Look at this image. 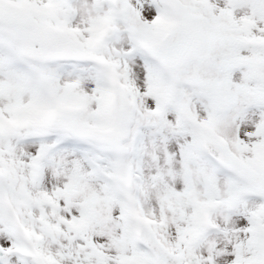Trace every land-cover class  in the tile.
I'll list each match as a JSON object with an SVG mask.
<instances>
[{
  "label": "snow or ice",
  "instance_id": "1",
  "mask_svg": "<svg viewBox=\"0 0 264 264\" xmlns=\"http://www.w3.org/2000/svg\"><path fill=\"white\" fill-rule=\"evenodd\" d=\"M0 264H264V0H0Z\"/></svg>",
  "mask_w": 264,
  "mask_h": 264
}]
</instances>
